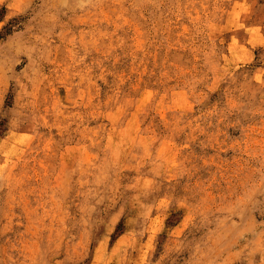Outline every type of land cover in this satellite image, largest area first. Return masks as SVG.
<instances>
[{"label":"rangeland","instance_id":"rangeland-1","mask_svg":"<svg viewBox=\"0 0 264 264\" xmlns=\"http://www.w3.org/2000/svg\"><path fill=\"white\" fill-rule=\"evenodd\" d=\"M0 264H264V0H0Z\"/></svg>","mask_w":264,"mask_h":264}]
</instances>
